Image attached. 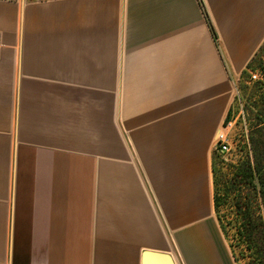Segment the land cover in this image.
<instances>
[{"label": "crops", "instance_id": "1", "mask_svg": "<svg viewBox=\"0 0 264 264\" xmlns=\"http://www.w3.org/2000/svg\"><path fill=\"white\" fill-rule=\"evenodd\" d=\"M263 43L264 0H0V264H235L212 156Z\"/></svg>", "mask_w": 264, "mask_h": 264}, {"label": "rangeland", "instance_id": "2", "mask_svg": "<svg viewBox=\"0 0 264 264\" xmlns=\"http://www.w3.org/2000/svg\"><path fill=\"white\" fill-rule=\"evenodd\" d=\"M256 70L263 73L262 79L254 82L250 81V72ZM263 109L264 43L251 62L250 70L243 71L235 79V95L224 124L225 127L230 125L228 135L232 141L233 150L228 155H221L218 151H215L212 156V177L216 181L217 193L221 198L219 208L216 211L214 209V215L235 264H253V258L251 253L244 247L235 246L237 217L234 212L235 209L232 207L234 202L231 198L230 181L235 172V167L245 160L250 125L256 121L255 115ZM252 201L253 206L257 208L258 198L255 197ZM222 228H224V231Z\"/></svg>", "mask_w": 264, "mask_h": 264}, {"label": "trees", "instance_id": "3", "mask_svg": "<svg viewBox=\"0 0 264 264\" xmlns=\"http://www.w3.org/2000/svg\"><path fill=\"white\" fill-rule=\"evenodd\" d=\"M251 62L247 70H250ZM255 117L256 121L250 125L247 136L245 160L235 167L230 181V191L234 202L232 207L237 217L235 246L244 247L249 251L253 264H264V109ZM213 184L216 211L221 198L217 193L214 179ZM255 197L259 200L257 208L253 206L252 201ZM222 230L224 231V228Z\"/></svg>", "mask_w": 264, "mask_h": 264}, {"label": "built area", "instance_id": "4", "mask_svg": "<svg viewBox=\"0 0 264 264\" xmlns=\"http://www.w3.org/2000/svg\"><path fill=\"white\" fill-rule=\"evenodd\" d=\"M262 75L263 73L259 70L250 72V81H259L262 79ZM228 127L223 126L220 128L216 136V150L221 155H228L233 150L232 141L228 135Z\"/></svg>", "mask_w": 264, "mask_h": 264}, {"label": "water", "instance_id": "5", "mask_svg": "<svg viewBox=\"0 0 264 264\" xmlns=\"http://www.w3.org/2000/svg\"><path fill=\"white\" fill-rule=\"evenodd\" d=\"M141 264H175V263L169 254L145 251L142 253Z\"/></svg>", "mask_w": 264, "mask_h": 264}]
</instances>
